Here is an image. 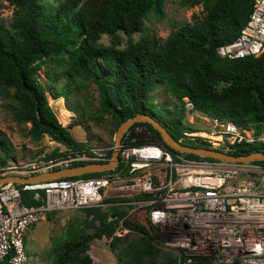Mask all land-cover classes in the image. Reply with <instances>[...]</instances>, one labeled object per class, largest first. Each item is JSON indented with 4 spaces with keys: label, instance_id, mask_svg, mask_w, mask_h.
Wrapping results in <instances>:
<instances>
[{
    "label": "trees",
    "instance_id": "obj_1",
    "mask_svg": "<svg viewBox=\"0 0 264 264\" xmlns=\"http://www.w3.org/2000/svg\"><path fill=\"white\" fill-rule=\"evenodd\" d=\"M0 0V7L2 5ZM14 6L10 24L0 19V85L14 89L17 107L14 115L30 123L34 140L46 134L66 147L62 153L89 147L78 141L64 126L49 103L50 88L39 80L43 65L63 67L67 79L64 90L54 91V99H69L76 91L77 80L92 82L99 92L101 123L107 115L116 127L137 115H152L180 141L186 131L194 130L184 123V97L195 103L199 112L240 125L264 130V52L259 56L227 59L218 47L233 41L247 23L254 0H183L187 5L202 6V14L180 25L163 40L144 31V20L150 13L161 15L167 0H6ZM104 35L109 43L102 42ZM73 86V87H72ZM165 88L175 103H164L167 116L158 115L150 106L151 94ZM71 88V89H69ZM72 93H68V91ZM79 111V107H69ZM88 111V110H87ZM89 112V111H88ZM93 118V117H91ZM147 126L158 143L173 152L160 132L150 123H135L122 142L134 137L138 126ZM131 145L141 142H129ZM184 144L211 147L202 140ZM264 151L259 146L237 145L229 153L243 156ZM112 151L108 156H112ZM54 151L48 158L62 154ZM189 158L208 159L182 153ZM3 164L6 160L3 159ZM264 164V161H254ZM90 162H76L73 165ZM119 166L108 172L81 175L100 176L121 171ZM22 187V184H18ZM44 197L43 189L22 190L23 202L36 205ZM93 215L92 221H69L64 234L55 237L49 249L53 264H96L90 255L95 237L111 239L110 250L116 264H175V257L158 248L161 237L146 223L126 219L131 229L124 236L115 234L119 217L125 210L113 207L118 218L110 220V210L102 207L82 209ZM50 215V214H49Z\"/></svg>",
    "mask_w": 264,
    "mask_h": 264
},
{
    "label": "built area",
    "instance_id": "obj_2",
    "mask_svg": "<svg viewBox=\"0 0 264 264\" xmlns=\"http://www.w3.org/2000/svg\"><path fill=\"white\" fill-rule=\"evenodd\" d=\"M263 52L264 0H254L239 35L220 45L218 53L239 59ZM184 110L188 121L208 126L186 131L188 140L202 139L225 152L237 145L264 148V130L199 112L189 97H184ZM130 141L141 143L131 145ZM129 142H122L118 149L121 171L22 187L1 184L0 264H27L26 232L49 214L93 207L110 210V220L118 218L111 208L126 211L119 217L118 236L131 231L124 225L126 219L152 227L161 237V247L172 249L175 264H264V164L189 158L158 143L144 125L134 130ZM112 150L114 146L89 145L46 160L13 161L0 167V177L30 176L76 162L105 163ZM28 189L45 191L44 197L35 195L39 204L23 202L22 190ZM105 238L110 249L112 238L94 239Z\"/></svg>",
    "mask_w": 264,
    "mask_h": 264
},
{
    "label": "rangeland",
    "instance_id": "obj_3",
    "mask_svg": "<svg viewBox=\"0 0 264 264\" xmlns=\"http://www.w3.org/2000/svg\"><path fill=\"white\" fill-rule=\"evenodd\" d=\"M49 0H46L48 2ZM0 7V19L10 24L14 16V6L8 1L2 0ZM202 14V6L191 7L183 0H167L164 12L161 15L150 13L144 20V31L138 32L136 38L141 34L152 37L156 36L163 40L177 29L180 25L191 23L193 14ZM109 37L104 35L102 42L109 43ZM39 80L44 83L50 91L47 92L50 105L53 107L59 121L67 126L71 123H77L71 129V133L78 141L94 145L96 147L115 146V132L118 127L113 123V118L107 115L103 122L96 118L99 113V92L96 85L92 82L77 80L73 83L76 91L70 92L74 96L65 100L64 98L54 99L52 91L59 92L64 90L67 79L63 75V67L57 65H43L38 72ZM72 86V87H73ZM52 87L54 89L52 90ZM71 89V88H69ZM13 88H6L0 85V167L2 165L15 162H32L49 159L48 155L54 151H65L66 147L52 139L46 134L41 140H34L29 133L30 123L18 121L14 115V108L17 107V100L14 96ZM171 102L174 104V98L165 88H159L151 94L150 106L158 114L167 116L163 104ZM79 107V111H72L69 107ZM89 112H88V111ZM93 117V118H91ZM186 125H191L195 129H208L206 123L195 120L193 123L184 118ZM188 139L181 137V143H186ZM3 159L6 164H3ZM107 210V208H104ZM93 215L86 211L64 210L51 213L46 220L30 227L25 236V249L28 255L27 264H53L49 254L52 240L64 234L68 222L92 221ZM135 221L139 222L137 219ZM94 239L91 246V254L96 264H115L116 255L109 249L107 238ZM166 245V244H165ZM168 247V246H167ZM158 248L166 253H172V249H166L158 244Z\"/></svg>",
    "mask_w": 264,
    "mask_h": 264
},
{
    "label": "water",
    "instance_id": "obj_4",
    "mask_svg": "<svg viewBox=\"0 0 264 264\" xmlns=\"http://www.w3.org/2000/svg\"><path fill=\"white\" fill-rule=\"evenodd\" d=\"M147 122L157 129L163 141L172 149L186 153L194 154L204 158H213L218 160H225L230 162H252L256 160L264 161V151H256L248 155L238 156L223 150L211 148L192 146L177 141L170 131L152 115L143 114L137 115L133 118L127 119L122 122L115 132V146L112 157L108 162H91L80 165L66 166L53 170L44 171L30 176L20 175H6L0 177V185L3 183L13 182L27 185H37L46 183L56 179L77 177L85 174L106 172L115 169L120 161L118 149L122 143V139L127 130L130 129L135 123Z\"/></svg>",
    "mask_w": 264,
    "mask_h": 264
},
{
    "label": "crops",
    "instance_id": "obj_5",
    "mask_svg": "<svg viewBox=\"0 0 264 264\" xmlns=\"http://www.w3.org/2000/svg\"><path fill=\"white\" fill-rule=\"evenodd\" d=\"M107 264H109V263H107Z\"/></svg>",
    "mask_w": 264,
    "mask_h": 264
}]
</instances>
